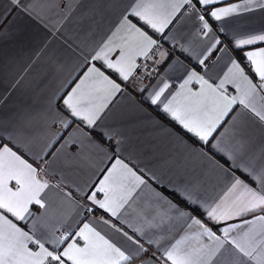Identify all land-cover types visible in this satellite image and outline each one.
Here are the masks:
<instances>
[{
  "label": "crops",
  "instance_id": "1",
  "mask_svg": "<svg viewBox=\"0 0 264 264\" xmlns=\"http://www.w3.org/2000/svg\"><path fill=\"white\" fill-rule=\"evenodd\" d=\"M131 3L132 0H21V5L26 8L22 11L11 0H0V139L9 143L11 133L14 143L28 153L25 158L30 162L35 158L44 169L41 176L51 185L58 186L46 190V208L30 206L34 215L27 220L16 221L10 214L7 215L27 230L26 226H30L35 217L47 209L53 223H56L57 237L63 235L68 224L79 231L83 223H92L102 234L114 239L112 230L97 221L101 217L110 218L112 223L123 227L131 235L134 229L142 226V221L137 218L139 206L151 197L155 189L179 204L182 210L201 219L223 239L222 228L264 213L257 211L219 222L210 221L200 214L204 211L201 205L216 202L227 191L233 176L256 187L246 174L242 175L231 164H225L220 159L222 154L212 149V144L220 141L221 147H224L233 143L234 139L242 138L248 153L258 154L264 149V124L241 105H234L213 134L211 143L204 145L164 113L162 105H152L150 97L162 82L167 81L170 85L165 93L168 95L179 90L187 78L188 69L200 71L198 59L204 58L201 54L206 53L213 37L223 40L224 43L218 47H227L228 52L215 51L207 61L212 68L209 74L212 81L219 83L232 59L239 61L246 73L252 76L243 52L264 47V42L236 49L229 41L264 33V9H241L222 21L206 16L213 29L208 37L203 36L200 22L188 6L175 14L173 22L163 33L154 32L143 21L129 15L137 27L157 40V46L150 50L147 57L135 59L137 66L142 59L151 60L152 79L147 81L137 76V67L129 80L123 81L106 68L104 59L93 60L92 57L104 48L110 38L117 42L112 34L128 14L126 9ZM229 4H243V0H220L215 7H227ZM197 7L203 14L204 7ZM207 10L211 11V8ZM221 26L225 29L223 33L220 32ZM119 52L118 48H114L108 52V58L117 57ZM93 66L101 68L105 75L119 83L121 91L110 98L94 128L89 129L78 118L70 116L63 106L62 97H66L88 68ZM252 78L257 81L256 77ZM188 88L197 91L200 85L193 81ZM225 89L227 95H237L234 85L225 84ZM41 107L52 110L46 123L30 119ZM57 114L71 126L64 129ZM77 128L81 131L76 132ZM55 141L58 142L54 143V147H45ZM208 157L221 167L217 168ZM116 159L122 160L147 181V186H141L134 193L133 201L122 210L119 219L110 217L103 209L84 199L86 194H90L89 188L99 184ZM239 162L238 159L234 163ZM173 189L177 192L187 189L188 198L199 201L191 207L199 208V211L192 212L184 202V196H173ZM62 191L71 192L75 204L68 202L61 195ZM97 198L103 199V194L99 193ZM87 208L95 210L86 213ZM120 220H127L128 223L121 224ZM184 227V221H175V234H182L180 229ZM144 231L145 235L139 238L149 249V254L156 250L157 245H149L147 241L158 239L161 234L168 235L161 233L160 229L145 228ZM231 235H236V232ZM202 240L209 243L207 237H202ZM78 242L82 245V241ZM161 243L166 244L167 239ZM46 247L51 250L52 246L46 243ZM63 247L66 244L61 246V250ZM136 264L140 261L137 260ZM216 264H221V258H217Z\"/></svg>",
  "mask_w": 264,
  "mask_h": 264
},
{
  "label": "snow or ice",
  "instance_id": "2",
  "mask_svg": "<svg viewBox=\"0 0 264 264\" xmlns=\"http://www.w3.org/2000/svg\"><path fill=\"white\" fill-rule=\"evenodd\" d=\"M219 2L220 0H132L129 9H126L128 14L112 34L117 42L114 43L110 38L92 59H104L107 69H111L121 80H129L138 67L135 63L136 57H147L150 50L157 46V40L141 27H137V24L129 19V15L143 21L144 25L154 32L163 33L173 22L175 14L188 6L200 22L203 36L208 37L213 29L206 16L214 21H222L241 9H264V0H243V4L215 7ZM11 3L20 6L22 11L26 10L25 6L21 5V0H11ZM197 5L204 7L203 14ZM209 7L211 11L207 10ZM224 31L221 26L220 32ZM120 33L123 35H119ZM257 42H264V33L249 34L245 38L229 41L236 49ZM223 43L219 38H212L206 53L201 54L204 58L198 59L197 66L200 71L188 69L187 78L179 90L165 95L170 85L164 81L156 87L150 97L152 105H162L164 113L204 145L211 143L213 134L233 110L234 105H241L264 124V47L243 52L252 76L257 78L256 82L246 73L245 67L239 61L232 59L227 71L219 78V83H215L209 75L212 68L207 61L215 51L228 52L227 47H218ZM114 48L120 50L119 55L109 59L108 52ZM193 81L199 83V90L192 91L188 88ZM225 84L234 85L237 95H227ZM120 91V84L105 75L101 68L89 67L79 83L66 97H62L63 106L71 117L78 118L89 129H93L108 106L110 98ZM51 111L41 107L30 119L46 123ZM57 116L64 129L71 126L64 121V117L59 114ZM75 131L81 130L77 128ZM235 135L234 133V137ZM8 140L9 143H3L0 139V264H136L137 260L140 264H216L218 257L221 258V264H264V214L222 228V239L201 219L182 210L179 204L155 189L152 190L151 197L139 206L137 218L142 221V226L134 229L131 235L123 227L112 223L110 218L101 217L97 223L108 226L114 234V239L102 234L92 223H83L79 231H75L73 225L68 224L63 235L57 237L56 223H53L47 209L43 214L36 216L25 230L18 226V223H14L13 219H9L7 214L16 221L27 220L34 215L30 206L39 205L46 208V190L58 186L51 185L41 176L44 169L36 163L35 158L31 162L25 158L28 153L14 143L11 133ZM56 142L58 141L50 142L45 147H54ZM212 149L222 154L220 159L225 164H231L242 175L246 174L256 187L233 176L227 191L216 202L201 205L204 211L200 214L210 221L219 222L257 211L264 213V149L258 154L250 155L242 138L234 139L233 143L225 144L224 147H221V142L218 141L212 144ZM208 159L217 168L221 167L211 157ZM238 159L240 162L234 163ZM150 178L156 180L155 177ZM141 186H147V181L122 160L116 159L99 184L89 188L90 194H86L84 199L103 209L110 217L119 219L122 210L130 206L134 193ZM99 193L103 194V199L97 198ZM61 195L68 202L75 204L71 192L62 191ZM172 195L177 198L184 196V202L189 207L199 203L188 198L187 189L183 192L173 189ZM87 210L94 211L95 208ZM191 210L198 212L199 208L191 207ZM177 220L185 223V227L180 229L182 234L179 235L175 234L173 228ZM120 223L128 222L120 220ZM145 228L160 229L161 233L168 234L167 237L161 234L158 239L147 241L149 245H157L151 254L139 238L145 235ZM193 228L195 231H192ZM234 231L236 235H231ZM202 237H207L209 243H204ZM165 239L167 243H161ZM78 241H82V245ZM46 243L52 246L51 250L46 247ZM30 244L33 247H30ZM65 244L66 247L61 250V246Z\"/></svg>",
  "mask_w": 264,
  "mask_h": 264
},
{
  "label": "built area",
  "instance_id": "3",
  "mask_svg": "<svg viewBox=\"0 0 264 264\" xmlns=\"http://www.w3.org/2000/svg\"><path fill=\"white\" fill-rule=\"evenodd\" d=\"M152 64L149 58H145L139 61V66L136 72V75L139 77H143L145 80L150 81L152 79ZM89 209V208H87ZM85 209L86 213H91L92 211H88Z\"/></svg>",
  "mask_w": 264,
  "mask_h": 264
}]
</instances>
